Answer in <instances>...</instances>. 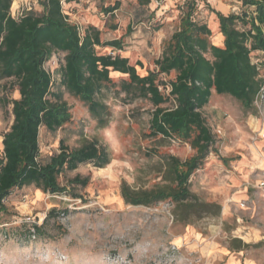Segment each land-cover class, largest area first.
<instances>
[{
  "label": "rangeland",
  "instance_id": "obj_1",
  "mask_svg": "<svg viewBox=\"0 0 264 264\" xmlns=\"http://www.w3.org/2000/svg\"><path fill=\"white\" fill-rule=\"evenodd\" d=\"M72 1L76 5L65 1L63 11L81 34L92 25L100 28L104 41L122 37L121 51L104 47L97 52L119 54L131 65L139 62L136 70L145 76L156 72L154 62L178 28L189 0ZM195 1L194 18L208 25L213 43L218 29L205 6L208 0ZM209 1L221 8L230 5L234 12L245 10L240 0ZM110 7L116 9L107 14ZM28 8L40 10L38 0H13L10 13L17 17ZM127 26L131 27L129 34ZM252 59L261 62L260 73H264V56L255 54ZM63 62L64 53L56 52L44 67L55 80L51 93L67 104L71 118L55 132L40 128V159L57 154L60 140L70 150L84 140H97L108 150L110 162L103 168L89 163L64 171L58 182L67 192L61 194L43 193L34 185L14 189L0 210V264H264V194L256 188L264 172V91L250 110L228 95L215 93L201 108L215 142L213 152L190 176L189 189L201 201L218 203L221 211L216 217L205 216L186 225L175 220L169 201L150 206L126 204L121 185L145 191L168 184L163 179L166 156L188 159L194 155L190 146L149 137L154 106L123 91L121 83L127 79L117 73L110 74L114 85L104 86L95 96L108 110L103 116L107 123L100 127L87 103L59 85ZM174 76L173 72L159 75L158 80L167 83ZM167 88L160 87L165 93ZM18 97L14 79H0V153L3 134L13 120L11 104L3 100ZM173 106L172 101L162 105ZM76 176L86 185L73 183ZM241 202L245 208L239 207ZM34 226L40 227L39 232ZM235 238L247 247L239 252L232 249Z\"/></svg>",
  "mask_w": 264,
  "mask_h": 264
},
{
  "label": "trees",
  "instance_id": "obj_2",
  "mask_svg": "<svg viewBox=\"0 0 264 264\" xmlns=\"http://www.w3.org/2000/svg\"><path fill=\"white\" fill-rule=\"evenodd\" d=\"M62 1L65 4L72 0H38L40 10L30 8L13 17L10 13L13 0H0V79L13 78L19 95L17 99L3 100V104H11L13 120L2 138L0 210L4 208L3 200L14 189L34 185L43 193L61 194L67 192L58 182L64 171L89 163L103 168L110 162L108 150L97 140H84L74 150L60 140L57 154L40 159V128L55 132L71 118L67 104L59 101L58 94L51 93L55 80L44 68L53 54L62 52L59 85L87 103L88 111L100 127L107 123L103 116L108 110L95 96L104 86L114 85L110 74L117 73L126 76L127 80L121 83L123 91L137 94L154 106L149 137L178 140L187 143L194 152L183 161L166 156L163 179L168 184L132 191L123 183L124 202L150 206L169 201L174 205L175 220L186 225L205 216H218L221 211L218 203L201 201L189 189L190 176L213 152L215 142L201 108L215 93L228 95L250 110L264 91L261 62L252 59L255 54L264 56V0H240L245 10L226 16L204 2L216 19L221 45L210 41L211 29L194 18L198 5L195 0H189L182 8L178 28L154 62L156 72H147L145 76L136 70L139 62L131 65L128 58L119 54H99L97 49L104 47L121 51L122 37L104 41L101 31L92 25L81 34L79 26L63 11ZM115 9L110 7L105 12L112 14ZM130 31L131 27L127 26L126 34ZM172 72L175 76L167 83L158 80L159 75L168 76ZM162 85L169 87L168 93L160 89ZM170 101L174 103L172 108L162 107ZM72 181L86 185L78 176ZM33 229L39 232L40 227ZM231 243L237 252L247 247L236 238Z\"/></svg>",
  "mask_w": 264,
  "mask_h": 264
},
{
  "label": "crops",
  "instance_id": "obj_3",
  "mask_svg": "<svg viewBox=\"0 0 264 264\" xmlns=\"http://www.w3.org/2000/svg\"><path fill=\"white\" fill-rule=\"evenodd\" d=\"M74 2V1H71V3ZM207 3L210 5L211 8H213L214 10L220 12L221 14L223 15H229L230 13H233L234 10L231 8L230 5L227 6V8H221L219 6H217V4H212V2H210L209 0L207 1ZM68 5L70 6V2L68 3ZM74 5H76V3L74 2ZM215 5V6H213ZM216 7V8H214ZM97 29H100L98 26H95ZM218 33V32H217ZM216 41V42H215ZM214 45H221L222 44V36L220 35V33H218V37L215 39L214 37V42H213Z\"/></svg>",
  "mask_w": 264,
  "mask_h": 264
},
{
  "label": "built area",
  "instance_id": "obj_4",
  "mask_svg": "<svg viewBox=\"0 0 264 264\" xmlns=\"http://www.w3.org/2000/svg\"><path fill=\"white\" fill-rule=\"evenodd\" d=\"M62 3V5L64 4V2L62 1L61 2ZM28 9H30V8H28ZM27 9V10H28ZM23 11V10H22ZM21 11V12H22ZM21 12L20 13H18V16L21 14ZM12 15V14H11ZM13 17H14V15H12ZM17 16V17H18ZM45 68V67H44ZM46 70V69H45ZM47 71V70H46ZM48 72V71H47ZM168 89V92H169V88H167ZM256 188L257 189H259L260 191H261V193H263L264 194V172H263V176L261 177V179L258 181V184L256 185ZM245 206H246V204L244 203V202H241L240 204H239V207L240 208H245ZM28 221H30V218H27L26 219V222H28Z\"/></svg>",
  "mask_w": 264,
  "mask_h": 264
},
{
  "label": "clouds",
  "instance_id": "obj_5",
  "mask_svg": "<svg viewBox=\"0 0 264 264\" xmlns=\"http://www.w3.org/2000/svg\"><path fill=\"white\" fill-rule=\"evenodd\" d=\"M107 135H108L109 137H111V136H112V133H111V132H108Z\"/></svg>",
  "mask_w": 264,
  "mask_h": 264
}]
</instances>
